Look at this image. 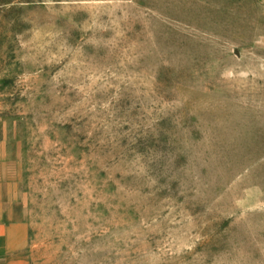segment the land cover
Here are the masks:
<instances>
[{"label": "rangeland", "instance_id": "374dc122", "mask_svg": "<svg viewBox=\"0 0 264 264\" xmlns=\"http://www.w3.org/2000/svg\"><path fill=\"white\" fill-rule=\"evenodd\" d=\"M0 143L28 264H264V0H0Z\"/></svg>", "mask_w": 264, "mask_h": 264}, {"label": "crops", "instance_id": "0c3cea01", "mask_svg": "<svg viewBox=\"0 0 264 264\" xmlns=\"http://www.w3.org/2000/svg\"><path fill=\"white\" fill-rule=\"evenodd\" d=\"M2 150L0 143V155ZM28 244L26 209L12 191L9 179L0 174V264H28L25 257Z\"/></svg>", "mask_w": 264, "mask_h": 264}]
</instances>
